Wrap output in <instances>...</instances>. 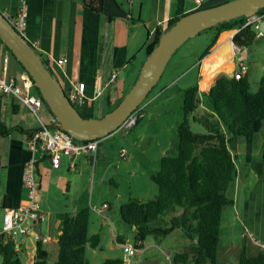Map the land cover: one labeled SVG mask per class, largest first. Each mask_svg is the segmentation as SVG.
Instances as JSON below:
<instances>
[{
    "label": "crops",
    "instance_id": "1",
    "mask_svg": "<svg viewBox=\"0 0 264 264\" xmlns=\"http://www.w3.org/2000/svg\"><path fill=\"white\" fill-rule=\"evenodd\" d=\"M229 1L232 0H203L199 5L197 0H106V15H102L86 9L84 0H0V11L17 15L25 3L28 13L27 40L39 41L38 54L48 62L63 89L69 93L77 86L83 96V106L78 109L84 117L94 118L97 112L107 111L110 101L123 98L122 95L131 90L148 57L147 48L153 42L156 31L163 30L173 18L175 5L187 15ZM246 54L245 50L241 57L246 58ZM6 56L9 57L11 74L19 78L24 69L9 52L5 51L0 64ZM235 57L236 54L233 57L234 67L237 65ZM50 58L66 59L67 62L58 67ZM41 113L44 121L52 116L46 106H43ZM0 123L9 130L6 135L0 134V209L6 200L12 208H17L25 205L27 200L23 174L30 153L26 141L32 134L29 132L37 130L39 122L14 97L0 95ZM245 146V140L240 139L235 153L237 173L227 191V196L234 204L225 207L222 213L218 264H237L242 251L249 257L264 253V163L260 157L262 142L257 155L249 164L245 162ZM72 160L76 164L75 170L70 168ZM113 163V156L103 141H99L93 159L90 156L76 159L62 157L58 168L53 166L48 157L39 163V205L48 216L45 223H48L49 232L45 234L43 223L39 231L48 238L44 248L50 243L58 246L57 240L62 234L65 214L75 216L87 208L59 210L47 201L53 194L65 195L64 191L71 193L89 165H93L94 178L96 172L101 171L100 182L104 181ZM152 171L149 172L150 178L157 172ZM104 205L107 206V216L111 206L103 204L102 207ZM99 216L104 227L106 220ZM237 228H240V234ZM111 231L114 233L113 223ZM53 234L56 235L55 241ZM115 241L121 248L120 236H116ZM189 244L188 240L184 247ZM145 250L143 244L141 251ZM35 254L33 247L21 256L22 262L33 264ZM23 256H26V261H23ZM229 256H234L236 261L230 262Z\"/></svg>",
    "mask_w": 264,
    "mask_h": 264
},
{
    "label": "trees",
    "instance_id": "2",
    "mask_svg": "<svg viewBox=\"0 0 264 264\" xmlns=\"http://www.w3.org/2000/svg\"><path fill=\"white\" fill-rule=\"evenodd\" d=\"M83 4L94 14L106 15V0H84ZM173 11L168 25L156 31L147 48V56L155 50L165 32L190 15H184L178 5L173 7ZM258 14H264V9ZM247 21L242 17L205 30L212 31L213 36L199 61L209 56L229 36L237 47L249 48L256 40L258 30L254 25L245 26ZM4 48L19 63L5 45ZM43 61L50 74L55 76L48 62ZM233 65L232 57L213 70L200 82V86L198 82L184 91L177 154L161 158L159 171L151 177L158 187L157 196L150 200L130 198L120 208L122 221L134 227L135 241L142 242V246L149 236L166 237L175 230H182L190 244L183 252L174 255L177 264H218L222 213L225 207L234 204L227 191L237 173L235 153L239 140H245L246 164L257 155L262 142L260 157L264 163V77L257 92L251 91L247 74L239 80L225 75L219 77L230 75ZM35 92L41 96L37 88ZM122 99L110 101L107 112L114 110ZM201 107L205 111L198 115ZM191 120L203 126L206 132H193ZM8 133L9 130L0 123V134ZM8 208L12 205L6 200L1 210ZM166 217H170L168 226H160V220ZM90 221L89 208L82 209L75 216H63L62 234L57 240L58 257L54 264H87V245L96 249L100 242L98 235L89 237ZM119 243L125 242L121 239ZM48 257L44 244L38 241L33 264H47ZM0 258L1 264H23L11 243L1 246ZM105 264H123V261L107 260ZM237 264H264V253L249 257L242 251Z\"/></svg>",
    "mask_w": 264,
    "mask_h": 264
},
{
    "label": "rangeland",
    "instance_id": "3",
    "mask_svg": "<svg viewBox=\"0 0 264 264\" xmlns=\"http://www.w3.org/2000/svg\"><path fill=\"white\" fill-rule=\"evenodd\" d=\"M212 36V31H203L188 39L178 48L170 58L161 78L141 104L144 107L145 117L129 134L115 133L113 136L100 140L108 147L114 162L104 181L100 182L101 171L96 172L94 178L93 165H89L88 170L79 183L74 186L71 193L64 191L65 195L53 194L47 201L50 206L59 210L83 207L90 209L89 237L98 235L101 240L96 249L87 245V264H105L107 260H121L123 264H177L174 262V255L183 252L184 246L188 242V238L182 230H175L166 237H147L144 243L146 250L135 252L131 257L119 247L115 237L120 236L125 243L132 245L135 243L136 231L134 227L122 221L120 208L130 198L150 200L157 196L158 187L150 178L149 172L151 170H153L152 172L159 171L161 156L177 154L178 127L183 120L184 91L197 84L199 79L200 82L203 81L213 70L234 57V45L226 38L208 57L199 61V57L211 43ZM245 50L247 56L244 63L248 68L247 75L251 91L257 92L260 88V81L264 77V36L256 38L249 48L242 49L243 52ZM243 52L236 54V63ZM4 53L5 48L0 41V60ZM223 75L231 78V74H222L219 77ZM129 92L124 93L122 97L124 98ZM204 111V108L201 107L197 113L201 115ZM107 113V111L97 112L94 118H101ZM190 126L195 133L206 132L203 126L192 120ZM121 149L126 150L127 159L120 157ZM103 204L111 206V210L107 213L109 219L104 221V227L100 222L102 218L94 210L101 209ZM3 215V211L0 209V228L3 224ZM169 220L170 217L163 218L160 220V226H168ZM111 223L114 226V233L111 231ZM47 227L48 223H44L43 231L46 235L49 234ZM237 231L240 234V228H237ZM53 239L55 241V234H53ZM45 248L49 252L47 264H54L58 257V246L50 243ZM22 259L26 261V256H23ZM228 260L236 261L234 256H229ZM1 263L2 259L0 258Z\"/></svg>",
    "mask_w": 264,
    "mask_h": 264
},
{
    "label": "built area",
    "instance_id": "4",
    "mask_svg": "<svg viewBox=\"0 0 264 264\" xmlns=\"http://www.w3.org/2000/svg\"><path fill=\"white\" fill-rule=\"evenodd\" d=\"M202 1L203 0H197V3L200 5ZM2 14L14 27L16 32L27 39L26 28L28 13L25 3L22 4L17 15H10L7 12H2ZM263 21L264 14H257L254 18L248 19L245 26L254 25L258 30L257 38H262L264 33L260 31V26ZM29 43L38 52L39 41H29ZM234 48V54L243 52L242 48L237 46ZM49 60L58 67H62L67 62L66 59L50 58ZM244 60L245 57H240L237 66L232 70L231 79L234 78L239 80L247 74L248 68ZM35 88V83L27 71L24 70L19 78L12 75L9 68V57L6 56L3 58L0 64V95L14 97L19 103L26 106L39 122L37 130L33 132L26 141V146L30 153V158L25 165V172L23 174V186L27 190L26 204L17 208L3 210V224L0 228V253L2 245L11 243L20 258L33 247L36 250L38 241H41L43 244L48 241V238L43 236L39 231L40 226L48 219L47 214L41 210L39 205L40 184L37 175L39 163L45 157H48L51 159L53 166L58 168L62 157L65 156L72 159L90 156L93 159V157L96 156L99 144V141L75 140L60 128V123L54 115H52L49 120L44 121L40 113L45 102L42 97L35 92ZM67 94L73 106L76 108L83 106V96L80 94L77 86H74L73 90ZM96 94L99 95L100 91ZM144 117V107L140 105L128 116L115 133H120L121 135L129 134ZM120 156L123 159H127V152L125 149L120 151ZM70 168L75 170L76 164L74 160H72ZM94 210L101 215L103 219H108L105 215L107 206L104 205L101 210ZM250 236L253 237L252 234ZM29 245L33 246L31 247ZM121 248L131 257L135 252L141 251L143 246L142 242L135 241L133 245L130 243H123Z\"/></svg>",
    "mask_w": 264,
    "mask_h": 264
},
{
    "label": "water",
    "instance_id": "5",
    "mask_svg": "<svg viewBox=\"0 0 264 264\" xmlns=\"http://www.w3.org/2000/svg\"><path fill=\"white\" fill-rule=\"evenodd\" d=\"M264 9V0H232L197 10L174 24L147 57L140 76L118 106L101 118L84 117L71 103L57 77L50 74L43 58L20 36L0 11V40L24 67L60 128L77 141H100L113 135L145 100L164 73L170 58L191 37L216 25L242 17L254 18ZM264 33V21L260 26ZM233 43V42H232ZM234 46H236L233 43Z\"/></svg>",
    "mask_w": 264,
    "mask_h": 264
},
{
    "label": "bare ground",
    "instance_id": "6",
    "mask_svg": "<svg viewBox=\"0 0 264 264\" xmlns=\"http://www.w3.org/2000/svg\"><path fill=\"white\" fill-rule=\"evenodd\" d=\"M231 37V36H230ZM228 38V42H230V43H232V41H231V38ZM233 45V44H232ZM233 49H234V51H235V48H234V46H233Z\"/></svg>",
    "mask_w": 264,
    "mask_h": 264
}]
</instances>
